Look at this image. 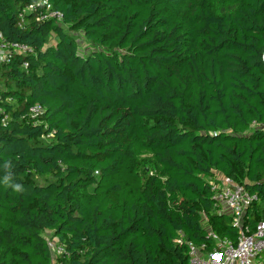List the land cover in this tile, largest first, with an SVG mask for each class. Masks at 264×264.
<instances>
[{
	"label": "trees",
	"instance_id": "obj_1",
	"mask_svg": "<svg viewBox=\"0 0 264 264\" xmlns=\"http://www.w3.org/2000/svg\"><path fill=\"white\" fill-rule=\"evenodd\" d=\"M14 42L0 264H189L209 231L236 241L217 171L258 194L245 223L264 219V0H0Z\"/></svg>",
	"mask_w": 264,
	"mask_h": 264
},
{
	"label": "built area",
	"instance_id": "obj_2",
	"mask_svg": "<svg viewBox=\"0 0 264 264\" xmlns=\"http://www.w3.org/2000/svg\"><path fill=\"white\" fill-rule=\"evenodd\" d=\"M51 12L49 16H56ZM45 17L44 15L41 18ZM29 50L25 44L17 42L8 45H1L0 60L6 58L7 51ZM26 66V64H24ZM33 114L41 111L39 105L30 108ZM2 109L0 108V112ZM7 115H2L1 121L5 122ZM261 127L264 124L260 125ZM217 173L215 178H210L209 183L213 192V199L220 208L221 213L231 216V225L237 227L238 234L236 242L226 238L219 239L214 232L209 235L215 240L216 246L211 250L206 249L204 244L198 246L188 242L189 264H258L259 258L264 250V220L259 221L251 232L247 223H244L243 216L252 202L258 200L257 194L249 193L243 184L237 183L225 175ZM46 242L53 256L63 252V247L57 244L51 237H46Z\"/></svg>",
	"mask_w": 264,
	"mask_h": 264
},
{
	"label": "rangeland",
	"instance_id": "obj_3",
	"mask_svg": "<svg viewBox=\"0 0 264 264\" xmlns=\"http://www.w3.org/2000/svg\"><path fill=\"white\" fill-rule=\"evenodd\" d=\"M78 34H79V33H78ZM78 41H79L80 44L82 43L81 46H80V50H81L82 52H85V51H88V50H89V47H90V46H87V44L84 43V39L82 38L81 35H78ZM216 174H217V173H215L212 177L215 178ZM216 177H218V176H216ZM258 203H261V201L259 200ZM203 218H204V217H203ZM203 224H204L205 226H207L208 229L210 228V226L208 225V222L205 220V218L203 219ZM210 229H211V228H210ZM48 232H49V231H46V232H44V234H45L46 236H49ZM261 255H264V251L262 252Z\"/></svg>",
	"mask_w": 264,
	"mask_h": 264
},
{
	"label": "crops",
	"instance_id": "obj_4",
	"mask_svg": "<svg viewBox=\"0 0 264 264\" xmlns=\"http://www.w3.org/2000/svg\"><path fill=\"white\" fill-rule=\"evenodd\" d=\"M218 173H220V172H218ZM221 174V173H220ZM223 175V174H222ZM233 180V179H232ZM234 181V180H233ZM236 182V181H235ZM238 183V182H237ZM241 184V183H240ZM245 187V186H244ZM212 192V191H211ZM257 196H258V194H257ZM259 197V196H258ZM212 199H213V192H212ZM213 201H214V207H215V209L217 210V212L218 213H220L221 214V212L219 211L220 210V208H219V206H218V204H216V201L213 199ZM258 201V200H257ZM223 214H225V213H223ZM245 215H246V212H245ZM245 215H244V218H243V221H244V223H245ZM230 223H231V221H230ZM214 234H216V233H214ZM238 234V233H237ZM216 236L219 238V239H224V237L223 238H221V237H219L217 234H216ZM236 238H237V236H236ZM227 239V238H226ZM228 240H230V239H228ZM232 241V240H231ZM234 241V240H233ZM232 241V242H233ZM234 242H236V241H234ZM214 246H216V242H215V245H213L211 248H207L208 250H211Z\"/></svg>",
	"mask_w": 264,
	"mask_h": 264
},
{
	"label": "bare ground",
	"instance_id": "obj_5",
	"mask_svg": "<svg viewBox=\"0 0 264 264\" xmlns=\"http://www.w3.org/2000/svg\"><path fill=\"white\" fill-rule=\"evenodd\" d=\"M243 218H244V216H243ZM262 220H264V219H262ZM259 221H261V220H259ZM259 221H258V222H259ZM258 222H256L254 226H250V225L248 224V226H249L251 232L255 229V226H256V224H257ZM263 251H264V250H263ZM263 251H262V252H263ZM261 254H262V253H261ZM260 259H261V256H260V258H259V262H260Z\"/></svg>",
	"mask_w": 264,
	"mask_h": 264
},
{
	"label": "clouds",
	"instance_id": "obj_6",
	"mask_svg": "<svg viewBox=\"0 0 264 264\" xmlns=\"http://www.w3.org/2000/svg\"><path fill=\"white\" fill-rule=\"evenodd\" d=\"M14 187H15L16 190H20L21 189V186L18 185V184L17 185H14Z\"/></svg>",
	"mask_w": 264,
	"mask_h": 264
}]
</instances>
